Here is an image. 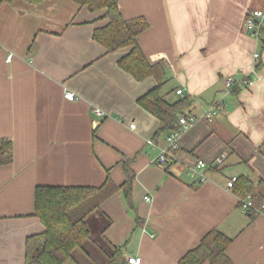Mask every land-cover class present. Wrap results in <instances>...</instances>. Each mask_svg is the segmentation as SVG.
Masks as SVG:
<instances>
[{
	"label": "crops",
	"instance_id": "1",
	"mask_svg": "<svg viewBox=\"0 0 264 264\" xmlns=\"http://www.w3.org/2000/svg\"><path fill=\"white\" fill-rule=\"evenodd\" d=\"M117 1L123 19L148 21L139 49L151 64H167L165 91L193 99L199 120L181 133L173 159L156 164L166 135L153 138L159 123L136 104L155 82L135 81L117 66L125 52L106 54L92 40L106 20L70 0H0V139L13 145L12 161L0 166V264H24L25 240L44 231L36 187L99 188L107 179L131 180L133 208L121 191L104 202L87 220L101 262L78 250L66 264H106L113 250L120 264L127 255L178 264L212 229L231 240L232 264H264V215L244 214L226 188L242 176L264 199V27L258 38L245 28L264 0ZM238 74L250 85L226 96L225 80ZM224 101L211 123L202 119ZM198 161L208 166L203 182L190 175Z\"/></svg>",
	"mask_w": 264,
	"mask_h": 264
},
{
	"label": "trees",
	"instance_id": "2",
	"mask_svg": "<svg viewBox=\"0 0 264 264\" xmlns=\"http://www.w3.org/2000/svg\"><path fill=\"white\" fill-rule=\"evenodd\" d=\"M15 0H1L12 3ZM31 5H40L47 0H23ZM79 7H85L89 13L100 14L98 21L106 23L93 30L92 40L101 46L106 54L125 52L118 61L120 70L130 75L135 81L143 82L153 79L155 86L136 100V104L155 117L159 129L154 139L168 135L180 128L179 118L192 115L193 99L182 97L177 100L169 98L166 92L169 83V68L164 61L151 64L137 45L138 38L149 29L144 17L125 20L122 18L117 0H70ZM261 29L260 33L262 32ZM260 35V34H259ZM259 37V36H258ZM256 66L255 69H257ZM243 77L235 81L230 93L234 94L237 86L247 87ZM13 145L10 140L0 139V166L12 161ZM175 153V152H172ZM131 180L121 186L112 184L109 179L99 188L38 186L34 190V216L44 227L41 234L29 236L25 240L24 264H66L73 261L74 253L86 251L84 246L92 241L87 225L88 218L100 209L102 204L122 192L128 209L132 210ZM233 192L244 199L250 196L256 206L264 199H257L252 183L240 176L233 186ZM252 214V213H251ZM231 240L216 229L209 231L193 249L187 251L178 264H232L226 250ZM120 250H113L107 264H120Z\"/></svg>",
	"mask_w": 264,
	"mask_h": 264
},
{
	"label": "built area",
	"instance_id": "3",
	"mask_svg": "<svg viewBox=\"0 0 264 264\" xmlns=\"http://www.w3.org/2000/svg\"><path fill=\"white\" fill-rule=\"evenodd\" d=\"M264 27V10H257L249 13L247 15V19L245 22V28L247 32L250 33V35L254 38H258L261 29ZM259 55L254 54V60H258ZM10 60V56L7 58V61ZM235 79L232 77H229L225 80L224 86L225 91L224 94L226 96H229L231 89L234 87ZM251 81H244L243 84L245 86H249ZM176 95L182 96V92L180 90L176 91ZM64 98L68 101L75 100V96L71 92H66L64 94ZM226 107L227 103L224 102H218L214 104V107L207 110L202 119L208 123H211L214 120V117L217 114V110L219 107ZM94 113H99V110L94 109ZM199 118H197L194 115H183L179 118V125L180 128L178 131H175L171 134H168L165 136V144L166 146L162 149H159V153L155 159V163L158 165H165L167 164L171 159H173V153L178 149V138L180 137L181 133L193 126ZM130 129H134V125H130ZM148 145L154 146L151 141H147ZM222 164V159H218L215 163L216 166H220ZM208 169V166L202 162L198 161L195 165V168H192L190 171L191 176H196L197 179L200 182H203L206 180L205 171ZM237 181V177H231L226 184V188L230 191L233 190V186L235 182ZM145 201H150V198H145ZM240 207L244 214H258V215H264V202L260 206H256L254 202L252 201L250 196H247L244 199L240 200ZM141 259L137 256L127 255L125 257V264H140Z\"/></svg>",
	"mask_w": 264,
	"mask_h": 264
},
{
	"label": "rangeland",
	"instance_id": "4",
	"mask_svg": "<svg viewBox=\"0 0 264 264\" xmlns=\"http://www.w3.org/2000/svg\"><path fill=\"white\" fill-rule=\"evenodd\" d=\"M89 229H90V230H91V229H94V228H93V225H91V223H89ZM91 234H92V241L84 246V249H85L86 252L88 253L87 260H88L89 262H91L92 260H93V261H97V262H101L100 259H95V257H94V252L91 251V247H93V246H92L93 241L96 242V241L98 240V238H99V237H98V232L93 231ZM93 244H94V243H93ZM94 246H95V247H98L99 245H98V244H94ZM104 251H105V250H104ZM106 252H108V251H106ZM112 253H113V252L109 253V255H108V257H107L106 264H107V262L109 261L110 255H111Z\"/></svg>",
	"mask_w": 264,
	"mask_h": 264
},
{
	"label": "water",
	"instance_id": "5",
	"mask_svg": "<svg viewBox=\"0 0 264 264\" xmlns=\"http://www.w3.org/2000/svg\"><path fill=\"white\" fill-rule=\"evenodd\" d=\"M240 77H241V75H240V74H238L237 76H235V77H234V79L237 81V80H239V79H240Z\"/></svg>",
	"mask_w": 264,
	"mask_h": 264
}]
</instances>
